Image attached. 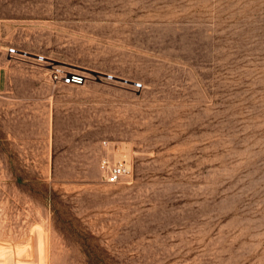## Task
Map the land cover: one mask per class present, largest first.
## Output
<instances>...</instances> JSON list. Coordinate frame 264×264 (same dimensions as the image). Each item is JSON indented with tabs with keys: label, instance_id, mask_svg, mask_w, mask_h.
<instances>
[{
	"label": "rangeland",
	"instance_id": "obj_1",
	"mask_svg": "<svg viewBox=\"0 0 264 264\" xmlns=\"http://www.w3.org/2000/svg\"><path fill=\"white\" fill-rule=\"evenodd\" d=\"M14 263L264 264V0H0Z\"/></svg>",
	"mask_w": 264,
	"mask_h": 264
},
{
	"label": "built area",
	"instance_id": "obj_2",
	"mask_svg": "<svg viewBox=\"0 0 264 264\" xmlns=\"http://www.w3.org/2000/svg\"><path fill=\"white\" fill-rule=\"evenodd\" d=\"M9 52H15L14 48H9ZM32 58L37 62H44L47 64H51V74L50 78L52 81H59L62 84H81L84 81V75L81 72L75 70H62L58 68V65L53 64L50 61H47L45 57L41 55H34ZM136 87H140V83H134ZM100 175L102 179L107 183H114L120 177H122L127 169L121 164H110L107 160L103 159L99 165Z\"/></svg>",
	"mask_w": 264,
	"mask_h": 264
},
{
	"label": "bare ground",
	"instance_id": "obj_3",
	"mask_svg": "<svg viewBox=\"0 0 264 264\" xmlns=\"http://www.w3.org/2000/svg\"><path fill=\"white\" fill-rule=\"evenodd\" d=\"M4 260V259H3ZM10 260V259H9ZM15 264V263H14Z\"/></svg>",
	"mask_w": 264,
	"mask_h": 264
}]
</instances>
